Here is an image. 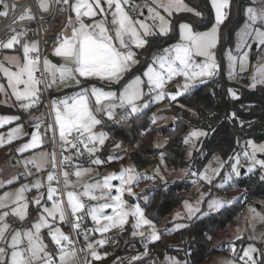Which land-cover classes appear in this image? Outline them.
<instances>
[{
  "label": "snow or ice",
  "instance_id": "obj_1",
  "mask_svg": "<svg viewBox=\"0 0 264 264\" xmlns=\"http://www.w3.org/2000/svg\"><path fill=\"white\" fill-rule=\"evenodd\" d=\"M66 5L67 8H61L60 12L68 11L69 16L67 18V24L60 32L56 39V47L54 48V55L63 58L66 62L64 65L56 66L51 64L48 59L43 60V67L41 69V57L39 55V48L37 42H24L22 44L23 57L22 61L18 57H12L9 63L13 64L15 70L5 67L0 64V72L3 73L7 79V87L11 89L12 95L16 101L23 102L21 107L25 110L34 107L39 100L38 92L40 89L38 85L45 83L46 86H50L47 81H42L36 76L37 72L47 74L50 76L51 84L57 82L63 83L67 80H76L77 84L81 81L78 77L82 78H97L99 80L107 81H119L123 75L129 70L132 64L138 63L135 59L136 53L131 49L143 47L147 41L143 38L148 35L155 34L152 26L146 24L142 20H133L127 12L124 10L122 4H127L128 0H56V3ZM156 5V9L162 8L168 16H171L173 12L180 11H193L184 4V0H152ZM213 11L215 13V25L210 31L196 33L193 32L191 27L187 24L180 25V37L182 43L177 44L171 48L163 49V55L155 57L152 63L147 67L144 72L146 78V85L150 92H155V101L165 99L167 95L165 92V85L172 82L176 77H183L184 83L179 91L170 95L168 98L175 100L177 95H182L197 80L204 77H212L215 74V70L218 69L216 63L215 53L212 51L219 43V26L227 18L224 11L228 7V0H210ZM256 4L257 0H253ZM107 6V10L104 7ZM14 7V6H13ZM4 10H0V17L7 16L8 5H3ZM39 8L42 11L49 10V0H39ZM156 9L149 7V19L154 22H159V34L165 35L170 30V21H167L164 16L160 15V12ZM99 10V12L97 11ZM110 13L111 21L107 19L93 20V22L87 23L86 19H92L98 15L106 17ZM248 23H246L244 29L238 33L240 43L238 49L243 47L250 48L251 45L247 43L251 39L259 46H264V0H258V7H249L247 9ZM200 15V13H195ZM18 19L31 20L33 17L29 14L21 15ZM109 23L111 27H109ZM137 25L139 28H137ZM114 33V35H113ZM143 33V35H141ZM24 33L12 35L7 42H0V47L4 49H13L15 45L21 44L20 36ZM35 54V55H31ZM248 53L243 52L239 57V63L241 71L245 70V62ZM196 57H202V61H197ZM230 66V75L233 74L236 58L227 54ZM70 65L74 66L71 67ZM254 83L252 87L256 86V83L264 84V67H261L257 76L253 77ZM145 81L140 77L134 78L131 82L127 83L123 90L118 94L114 92H105L103 90L92 87L90 91L84 89L75 96H71L60 101H53L52 110L55 113V126L59 130V138L63 145H67L64 151L74 149L77 156L83 155L84 152L93 155L97 151V145H104L107 137L104 133H95L94 128L100 125L102 121L97 118V113H104L108 120H113L117 115L116 109H123L126 115L121 117V120H126L129 115H134L142 107H147L146 104L138 103L142 101L144 93ZM21 85L23 86L21 88ZM4 90V86L0 85V91ZM230 95L233 99H237L234 93L230 90ZM94 100V105H93ZM105 101L109 102L105 105ZM118 101V103H116ZM13 119L8 117H0V127L5 124L12 123ZM155 123V120H153ZM37 129L39 125L36 126ZM52 126H49L51 130ZM21 128H12L7 134V142L11 143L13 140L20 137ZM200 135H206V133L192 132L191 138L198 137ZM69 137L71 139H69ZM5 143L3 135H0V146ZM42 140L38 132L33 133L31 141L21 146L17 151L23 153L25 151L34 149L41 146ZM185 143H189V138L185 139ZM81 146L83 151L81 150ZM249 146L252 148V155L249 157L250 163L258 164L261 169H264V160L256 159V152L264 153V145L255 146L249 142ZM120 147V145H116ZM46 154H42L41 161L31 160L27 163H32L37 170H41L43 167V160ZM248 156V153H245ZM71 157L66 156L64 160L60 161V166L63 167L66 162H70ZM95 164H100L101 161L96 159L92 161ZM51 165L53 168L57 167L55 154L52 156ZM253 169H248L251 172ZM207 171V170H206ZM88 172L87 169H78L73 175L78 179L84 176ZM232 172L239 177L240 172L237 169V165H232ZM63 183L65 188L69 187L71 181H69V173L62 171ZM216 175H219L217 170ZM56 179L53 173H49L47 180L49 182ZM118 179L120 186L115 189L116 195H112L111 191L113 185L111 181ZM199 179L205 181L208 184L212 183V177L202 173L199 174ZM139 177L135 174L134 169H125L119 175H109L104 178L103 182H97L92 184L83 185V192L77 194L73 191H67V205L71 211L72 217L76 221L81 219V216L77 213L85 211L86 205L79 198L80 196L86 197L88 200L93 201H114V203H100L92 206H87V215L91 217L92 221L100 227L94 229L100 233H106L110 231L112 227L122 226L127 222L129 215L136 218V228H142L148 226L154 229L152 222L145 217L144 211L139 205H135L132 208H128L126 201L122 199V195L125 191L129 194L132 193V185L138 182ZM260 180L264 181V175L260 176ZM12 181H9L11 183ZM58 182V181H57ZM34 187L39 190L41 185L37 183ZM219 187H224L223 184ZM107 189V192L103 190ZM26 188L22 187L16 191L15 197L11 199V203L15 205L10 211H3L0 213V240H6V234L9 231L10 224L8 218H18L20 221H24L28 216V203L23 193ZM99 191L100 194L95 193ZM58 192V189L49 186L47 199L52 201L50 208L43 207L42 212L47 213V216L41 215L38 222L33 224V229L25 232L16 230L11 236L10 242L7 243V247H0V264H54V261L50 258V254L47 252V246L43 243L41 238V229L49 228V235L54 244L57 245L59 252L60 264H72L76 258L75 249L70 251L66 249L63 242H68L69 237L65 235L60 229L55 228L53 224L49 223V220L55 221L57 218L61 222L66 220V211L63 203L60 200L54 199ZM11 194H6L4 197H0V209L8 208L9 205L6 201L9 200ZM201 203L203 200L200 201ZM35 204H40V198L35 199ZM223 206L220 200L208 201L209 211L219 210ZM188 208L190 215L193 213V209L189 205H185ZM111 209L112 214H107L106 210ZM195 211H200L196 208ZM253 212V218H257L259 214ZM259 219L264 221V216H260ZM102 221L108 223L102 224ZM79 223H73V230H78ZM136 234V233H134ZM140 236H144V232H139ZM150 238L152 240H158L160 237L154 230L151 232ZM26 241V243H25ZM103 246L106 241H98ZM9 249H11L9 254ZM87 249L90 250V254L93 260H100L102 257L93 248V245L89 243ZM232 252L235 253L233 247ZM257 249L255 247H249L244 250L243 255L239 257L243 264H264V253L260 254L257 259ZM175 264V262H171ZM228 264H233L229 261Z\"/></svg>",
  "mask_w": 264,
  "mask_h": 264
},
{
  "label": "trees",
  "instance_id": "obj_2",
  "mask_svg": "<svg viewBox=\"0 0 264 264\" xmlns=\"http://www.w3.org/2000/svg\"><path fill=\"white\" fill-rule=\"evenodd\" d=\"M184 1L193 11L173 13L169 16L170 30L167 34L155 33L148 36L145 39L147 43L142 48L134 50L138 63L130 67L122 79L116 83H100L104 88L119 91L130 80L142 75L151 62L153 54L159 53L164 47L177 41L180 23H188L195 31H202L211 26L213 11L210 0ZM250 4V0H230L228 16L219 26V43L215 49L218 69L209 80L190 87L170 102L162 112L160 110L156 112L159 115L163 113L170 116V122L157 127L154 125L149 127L150 118L154 112L153 107L135 115H129L126 120H121L120 124L114 119H101L102 123L99 127L107 135L122 139L132 147L128 157L138 172L146 170L154 162L159 166L163 164L175 170L186 169L187 175L184 179H169L165 175L154 176L151 184L140 194L145 195V199L141 200L138 196L137 199L146 217L155 224L165 219L181 204L185 195L189 194L192 184L190 172L198 174L213 153H218L226 166H229L232 157L240 154L241 143L248 140L255 143L264 142V85L249 89L246 86L248 83L246 77H241V83H239L230 81L225 74V54L232 50L236 32L245 20V8ZM195 13H200V15ZM230 90L238 97L237 99H233ZM32 108H36L37 111L32 113ZM0 113L16 115L20 122L29 127L34 123L47 120L42 103L37 102L34 107L24 112L16 106L4 105L1 102V93ZM29 115H34L37 119L32 121ZM124 115L126 113L120 110L116 116L121 119ZM193 130L206 133V135H202L194 143L195 146L190 153L188 149L189 144L192 143L190 141L185 143V139L190 138V132ZM48 135L47 132L46 146L49 145ZM159 137L165 138V143L161 148L155 145ZM107 151L109 150L103 146L96 155L106 162ZM188 154H190V159H187ZM88 156L80 157V162L87 164ZM156 156H159L158 160L155 159ZM261 159L264 160V153ZM242 161H244L243 158ZM261 175H264L261 168L248 173L244 171L234 186H230L231 190L235 187L243 192L240 199L214 213L183 219L182 226L177 230L160 229L158 240L149 242L146 238L130 237L129 241L121 244L120 240L125 235H119L114 252H119L121 256L143 249L147 251L145 257L129 264H151L164 259H174L177 263L184 264L202 262L218 250V248L211 247L210 237L216 236L219 232L227 233L228 224L236 220L246 206L254 205L258 209L264 207V181L260 180ZM245 194L249 195L248 199L245 198ZM127 198L130 202L135 200L133 197ZM33 213L34 208L30 206L27 221L32 219ZM65 227L68 230L66 225ZM84 227H87L85 222ZM175 237L177 241H171ZM43 238L50 246L46 233ZM233 243L238 252L247 243H253L257 249L254 255L259 259L260 254L264 253V232L258 240L247 237L235 241L228 239L221 246ZM50 249L53 252L52 247Z\"/></svg>",
  "mask_w": 264,
  "mask_h": 264
},
{
  "label": "rangeland",
  "instance_id": "obj_3",
  "mask_svg": "<svg viewBox=\"0 0 264 264\" xmlns=\"http://www.w3.org/2000/svg\"><path fill=\"white\" fill-rule=\"evenodd\" d=\"M21 1H23V0H21ZM250 1H251V4L248 5L244 11L245 20L236 32L232 50L227 51L225 54V74L230 81L239 82V83H241L240 82L241 77H246L248 79V83L246 86L249 89H254L257 85H264V84L256 83V86L252 87V84L254 83L253 77L257 76L258 71L261 67H264V46H259L256 43H254L251 39H249L247 41V43L251 45L250 48L241 46L238 49V44L240 43V38H239L238 33H240L244 29L246 23H248L247 9L249 7H258V0H257L256 4L253 3V0H250ZM102 3H103V0H102ZM184 4L188 8H190V6L185 1H184ZM210 4H211V2H210ZM37 5H39V1H37ZM229 5H230V0H228V7L224 9L227 16H228V12L226 11V9H229ZM122 6H123L124 10L127 12V14L133 20L144 21L146 24L152 26L155 33L159 34V22L158 21L154 22L152 19L148 18L149 17L148 8L152 7L154 9H156V5L153 4L152 0H128V3L122 4ZM104 7L107 10V6L104 5ZM211 7H212V5H211ZM156 10L159 11L160 15L164 16L167 21H169V16L167 15V13L164 12V10L162 8H159ZM97 11L99 12V10H97ZM132 11H135L137 15L132 16L130 14ZM212 11H213V8H212ZM180 12H187V11H180ZM173 13H179V12H173ZM85 19H86V22L90 23V24L93 22V20H99V19H107L110 22L111 21V15L109 13L106 17H101L98 15L97 17L92 18V19H87V18H85ZM215 23H216V20H215L214 11H213V22H212L211 26L205 30L195 31V30H193V28L188 23L182 22L179 24V27H178L177 41L170 46L164 47L163 49L171 48L177 44L182 43L181 37H180V25L181 24H187L191 27L193 32L201 33V32L210 31L211 28L215 25ZM109 27H111L110 23H109ZM137 28H139L138 25H137ZM13 35H15V34H13ZM113 35H114V33H113ZM141 35H143V33H141ZM148 36H150V35H148ZM148 36H145L143 38L146 39ZM10 37L11 36L6 38V42ZM133 48H135V47H133ZM135 49H140V48H135ZM163 49L160 51V52H162V54H164ZM215 49L212 50L214 53H215ZM243 52H247L248 56H247V59L245 62V70L241 71V66L239 63V57ZM228 53H231V55L236 58V63H235L234 71H233L232 75H230L229 60L227 58ZM158 56H160L159 53L153 54V56L151 57V62L149 63V65L152 63L153 59L155 57H158ZM196 60L199 62V61H202L203 58L202 57H196ZM216 63H217V61H216ZM147 67H146V69H147ZM146 69L143 71L142 75L137 76V77H140L142 80L145 81V83L143 85L145 95H144L142 101H140L138 103L146 104L147 107H142L140 109V111H138L137 113H139V112H141L147 108L153 107L154 112L152 114L153 115L152 118H153V120H155V123H153V125L155 127H157L159 125H164V124L170 122V120H171L170 116L164 115L163 113L159 115L156 112L158 110H160V112H162L163 109L165 107H167L170 102L174 101V100L169 99L168 97L172 94H175L177 91H179L181 89V87L184 83V78L183 77H176L172 82L167 83L165 85V92L167 94L165 96V99L160 100V101H155L154 97H155L156 93L150 92L148 90L147 85H146V78L143 75L144 72L146 71ZM216 71H217V69L215 70V73H216ZM2 78H4V79H2ZM210 78L211 77L201 78L200 80L195 81L193 83V86L202 84L205 81L209 80ZM132 80H130L129 82H131ZM98 81L101 84H103V83L106 84V82H108V83L109 82H111V83L117 82V81H107V80H98ZM99 83L97 85L103 87V85H101ZM0 85L4 86V90L0 91L1 102L4 105L11 106V107L16 106L17 108H19L25 112H27L30 109V108L27 110L23 109L21 107V103H23V102L16 101L15 97L12 95L11 89L7 87V79L4 77L2 72H0ZM22 87L23 86L21 85V88ZM123 88L124 87H122L119 91H115L113 89H102V88H99V89L103 90L105 92H114V93L118 94L120 91L123 90ZM173 89H175L176 91L172 92ZM179 96H181V95H177L176 99ZM104 103H105V105H107L109 102L105 101ZM116 103H118V101H116ZM120 110L125 113V111L123 109H119V108L116 109V113H118V111H120ZM97 114L100 115V113H97ZM101 114L103 116H105L104 113H101ZM0 117H16V115L12 116V115L0 114ZM105 118H106V116H105ZM96 128H97V126L94 128L95 133H97V134L104 133L102 131L97 130ZM11 129L12 128L0 129V135H3L4 140H5L4 145L0 146V197H4L6 194H11V197L9 198V200L6 201V203L9 205V207L5 208V209H0V213H2L3 211H10V209L12 207H15V205H13L11 203V199L15 197L16 191L22 187L26 188L23 195L26 198V202L29 205L28 215L30 212V206H32V208H34V213H33L32 219L28 220V221H27L28 216L24 221H20L18 218H12L11 216L8 218L10 228H9L8 233L6 234V240H0V247H5V248L7 247V243L10 242L11 236H12L14 231H16V230H19L21 232H25V231H29V230L34 231V229L32 227L33 224L38 222L41 215L47 216V213L42 212V208L43 207L50 208L52 206V201H49V200H47V202L42 201V199H41L42 197L34 194L32 192V190L34 188V185H36V182H37V174L41 173L42 171H44L45 169H47L49 167H52L51 160H52L53 152L51 150H49V148L47 146L36 147L34 149L25 151L23 153L18 152L17 150L19 148H21L22 145L29 143L30 139L27 138L28 135H26V137H24V138L19 137L18 139L13 140L11 143H8L7 142V134ZM192 132H200V131H198V130L194 131L193 130L190 132V134ZM51 133H52V131L49 134H51ZM200 133H202V132H200ZM201 136L202 135L193 138L194 142H191L192 144H189L188 151L190 153L195 146L194 143ZM106 137H107V139H106V141H107L108 136L106 135ZM189 137H191V136H189ZM58 139L60 140V138H58ZM106 141H105V143H106ZM249 142H251L252 145H255V146L264 145V142L255 143L252 140H248L246 142L241 143L240 154H235L232 157L231 162L229 163V166H226V164L223 162V160L221 159V157L219 156L218 153H213L211 155V158L204 164L202 169L197 174V178H199V174H202V173L212 177V183L208 184L205 181L199 179L203 183L204 189L200 190L198 195H196V196H191L190 194L185 195V197L181 201V204L177 208H175L173 211H171L170 214L167 217H165V219L161 220L158 224H155L151 221L152 224L154 225V229L150 228L148 226H144V227L139 228V229L134 227L136 225V218L129 215L127 217V222L125 224H123L122 226L112 227L110 229V231H108L106 233H100L98 231H94V229H96L100 226L96 225L92 221L91 217L87 215V206H92V205L105 203V202L114 203V201H104V200L93 201V200H88L86 197L80 196L79 198L86 205V209H85V211H83L81 213H77V215L81 216L80 220L85 222L87 224V227H84V228L79 227L78 230H74L75 233L78 235L81 231L88 229L90 231V237H89V239H87L85 241L86 248H87V245L89 243H91L93 245V248L96 250V252L102 258H104V257H107L108 255H110L111 253H113L114 249H104V247L106 246V243L103 246H101L97 242L101 241V240L105 241L106 235L110 232H116L118 235H121V234L125 235L120 240L121 244H125L126 241H129L130 237H136L137 239L146 238L149 242H152V241H155V240H152L150 238L151 232L153 230L155 232H157V234H159L160 229H167L168 231H174V230L179 229L182 226V220L183 219L184 220L192 219L196 216L201 217V216L207 215L209 213L216 212L217 210H213L211 212L209 211L208 201H210V200H220L223 204V206L219 209V210H221L222 208H224V206L230 205L233 202H235L236 200L240 199L241 195L243 194V192L240 189H237L235 187L233 188V190L230 189V186L231 185L234 186L236 180L240 177V176L237 177L232 172V165L236 164L239 172L243 169L247 173L249 172L248 169L250 167L253 170L256 168H260V166L258 164L250 163L249 157L252 155V148L249 146ZM105 143H104V145H105ZM164 143H165V138L159 137L156 140L155 145L157 148H161L164 145ZM102 146L97 148V151L93 155H89V153H88V155H89L88 156L89 157V163L88 164H82L80 162V156H77L75 151L67 154V156L71 157L70 161H76L74 163V172L78 169H87L88 172L79 179L75 176H73V179H71V180L69 179V181H71V184L67 188H65L64 183H63L66 203H67V196H66L67 191H73L77 194H80L83 192V185L97 183V182L102 183L105 177H107L109 175H113V174L119 175L125 169L131 168V169L135 170V174L138 175L139 180H138V182H136L132 185V193L129 194L127 191H125L122 195V199L124 201H126L128 208H132L135 205H139L141 207V209L143 210V208L140 205V202L137 198H138V196H140L139 199H141V200L145 199V195H140V194L143 193L145 191V189L151 184V181H152L154 176L165 175L169 179H175V178L184 179L185 176L187 175L186 169L175 170L173 168L164 166L163 164H161L159 166L156 162H154L152 165H150L146 170H144L142 172H138L136 170L134 164L132 163V161L128 157L129 153L128 154H124V153L115 154V153L107 151L108 152V158L106 159L107 161L104 162L101 158H99L96 155V153L99 152V150L102 148ZM246 152L248 153V156H245ZM42 154H46V156L44 157V160L42 161L43 167L41 170L38 171L37 168L32 163L26 164L27 161H31L34 159L37 161H41ZM255 155H256V159L262 160L261 159V156L263 155L262 152H256ZM240 156H241V158L244 159V161L240 160ZM96 159L100 160L101 163L95 164L92 162L93 160H96ZM187 159H190V154H188ZM62 160H64V157ZM217 170L219 171V175H216ZM261 170H262V173L264 174V169H261ZM9 181H12V182L9 183ZM111 184L113 185L111 194L116 195L117 193L115 192V189L120 186V181L118 179H116V180L111 181ZM221 184H223L224 187H219V185H221ZM103 191L107 192L108 190L104 189ZM95 194L99 195L100 192L97 191ZM46 197H47V195H46ZM127 197H133L135 200L133 202H130L129 200H127L128 199ZM37 198H40V204L39 205L34 203L35 199H37ZM201 200H203L202 203L200 202ZM186 204L189 205L193 209V213L191 215L189 213L188 208L185 207ZM196 208H199L200 211H198V212L195 211ZM253 209L255 210V213L259 214V216L257 218H253L254 214L251 211ZM67 210H68V215L70 216L71 223L72 224L78 223V221H76L75 218L72 217L71 211L68 208V205H67ZM106 213L112 214L111 209L110 208L107 209ZM260 216H264V207L258 209L254 205L246 206L244 208V210L242 211V213L240 214V216H238L236 220H234L228 224L227 230L229 233L227 232V233L223 234L222 232H219L216 236L209 238V242L211 244V247L217 249L222 245L223 242L228 241V239L229 240L234 239V241L236 239H240V238H244V237L251 238L252 240L260 239L261 236L263 235V232H264V226H263L264 221H261L259 219ZM66 217H67V215H66ZM145 217H146V215H145ZM66 220H67V218H66ZM65 221L61 222L59 220V218H57L55 221L49 220V223L53 224L55 228L60 229L61 232H63L65 235H67L69 237V241L67 242L69 244L71 242V240H70L69 232L65 227ZM101 223L106 224L108 222L102 221ZM49 231H50L49 228H42L41 229V238L43 240V243L47 246V252L50 254V258L54 261V264H60L59 259H58L59 252L57 250V245L52 242L50 235H49ZM140 231L144 232V236L139 235ZM126 232H127V234H126ZM45 233H46L48 239L50 240L51 246H48L47 242L43 238ZM134 233H136V234H134ZM226 234H228V235H226ZM171 241L176 242L177 237L173 238ZM25 243H26V241H25ZM229 243H230V241H229ZM226 246H229L231 248H233V247L235 248L234 243L232 245H226ZM51 247L54 249L53 252L57 251L56 254H53V252L50 249ZM249 247H255V245L253 243H247L245 246H243L241 251L239 252V256H238V259L236 261H233L232 259H230L229 257H227L224 254L216 252V253L211 254V256L209 258L203 260L202 262H200L198 264H228L229 261H232L233 264H243V261H241L239 259V257H241L243 255L244 250L248 249ZM8 251L10 254L11 249H9ZM146 255H147V251L145 249H143L139 252H135V253L122 254L121 256H118L117 259L114 260L111 264H129L130 262L136 261L142 257H145ZM92 261H93V259H92L91 254H90V250L87 249V255L85 257V264H91ZM169 261H170V263L173 261L176 263V261L174 259H171ZM72 264H79V262L75 258V260L72 262Z\"/></svg>",
  "mask_w": 264,
  "mask_h": 264
},
{
  "label": "built area",
  "instance_id": "obj_4",
  "mask_svg": "<svg viewBox=\"0 0 264 264\" xmlns=\"http://www.w3.org/2000/svg\"><path fill=\"white\" fill-rule=\"evenodd\" d=\"M37 1L39 0H0V10H4L3 5H8V14L7 16L0 17V37L7 33L9 30L19 27L21 28V33H24L22 37L28 41H35L38 43L39 55L41 57V69L43 67V60L48 59L49 55H51L53 47L56 45V39L59 36L60 32L63 30L64 26L67 24V18L69 16L68 11L60 12L61 8H67L66 5L61 3H56V0H49V10L42 11L37 5ZM14 6V7H13ZM228 12V9H226ZM29 14L33 17V19L28 20H20L18 19L21 15ZM132 16H136V12L132 11L130 13ZM160 55H163L162 52H159ZM35 55V54H31ZM36 76L40 78L42 81H47L50 86H46L45 83H41L38 85L40 91L38 92L39 100L38 103H42L45 109L46 118L45 122H39V128L35 127L36 132H38L41 136V139L46 141L47 137V128L51 125L52 133L48 135V142L52 148L53 154H55V159L57 162V167H49L37 174V183L41 185L39 190L35 187L32 192L36 195L44 197L47 195L48 188L51 186L52 188L58 189V192L54 199L60 200L66 211L67 220L65 221V225L68 228V232L70 235L71 242L68 244L67 242H63L65 244L67 250L75 249L76 258L79 264H85V257L87 255V248L85 245V241L90 237V231L84 230L81 231L78 235L72 228V223L70 220V216L68 215L67 203L65 198V192L63 188V175L62 171H67L69 173L68 179H73L74 173V163L76 161L66 162L63 167L60 166V161H62L63 157H66L68 153L75 151L74 149H70L68 151H64V148H67V145H63L62 142L58 139L56 133L54 132V121L52 118V103L53 101H60L59 95L54 93V88L57 87L61 82H59V78L57 77V82L51 84V77L47 76V74H42V72H37ZM37 111L36 108H32V113ZM114 121H117L119 124L121 123V119L119 117H115ZM36 125V126H37ZM153 125V118H150L149 127ZM108 140L106 141L105 146L107 150L112 153H124L128 154L132 147L127 144L124 140L113 137L111 135H107ZM69 139H71L69 137ZM190 142H194L193 138H189ZM116 145H120V147H116ZM102 146V147H103ZM100 146L97 145V148ZM81 150L83 148L81 146ZM88 153L84 152L80 157L87 156ZM156 160L159 159V156L155 157ZM242 160V158H240ZM49 173H53L56 177L53 181L49 182L47 180V176ZM192 184L189 190V194L191 196L198 195L200 190L204 189L203 183L197 178V174L193 171L190 172ZM58 181V182H57ZM245 198L248 199L249 195L245 194ZM86 201V200H85ZM80 228H84V222L82 220L78 221ZM119 235L116 232H110L106 235V249H114L118 242ZM232 248L229 246H221L218 248L217 252L226 255L233 261H236L239 256V252L235 249V253L232 252ZM208 254V252H207ZM151 264H171L168 259H164L161 261H154ZM175 264H184V263H175Z\"/></svg>",
  "mask_w": 264,
  "mask_h": 264
},
{
  "label": "crops",
  "instance_id": "obj_5",
  "mask_svg": "<svg viewBox=\"0 0 264 264\" xmlns=\"http://www.w3.org/2000/svg\"><path fill=\"white\" fill-rule=\"evenodd\" d=\"M10 33L12 35L13 34H15V35L16 34H19V33H21V28L16 27V28H13V29L9 30L7 33H5L4 35H2L0 37V42H6V38L9 37V36H12ZM19 38L21 39V44L20 45H15L13 47V49H4V48L0 47V63L3 64L5 67L11 68L13 71L15 70V68H14L13 64L9 63L10 59L12 57H18L22 61V57H23L22 44L24 42H28V43L35 42V41L25 40L22 36H20ZM55 47H56V45L53 47L52 52H51V55L55 59H57L58 62L55 63V62L50 61L49 59H48V61L51 64L56 65V66L64 65L66 63L64 61V59L63 58H60V57H57V56L54 55V48ZM131 50L134 51L135 48H133ZM70 66L71 67H74L72 65H70ZM132 66H134V64H132L131 67ZM2 79H4V78H2ZM78 79L81 81L79 84H77L76 80H67V81H65L63 83H60L57 87L54 88V90H53L54 93H58L59 94V97H60V100H62V99H65V98H68V97H71V96H75V95H77L79 92H81L84 89H88L90 91V89L92 87H95L97 89H99V88H102V89H111V88H104L102 86L97 85L99 83V81H98L99 79H97V78H82V77H78ZM92 103L94 105V100H93ZM0 114H4V113H0ZM5 115H12V116H14L13 114H5ZM96 115H97V118L100 119V120L101 119H107L101 113H100V115H98V114H96ZM16 117H8V118H16ZM29 118L32 121H35L37 119V117L34 116V115H29ZM52 118H53L54 125H55V113L53 111H52ZM36 125H37V123H34V124H32L31 127H29L26 124L20 122L19 119H13L12 123L5 124L3 127H0V129L20 127L21 128L20 137H23L24 138V137H26V135H28L27 138H29L31 140L32 134L33 133H36V129H35ZM54 127H55L54 128V132L56 133L57 137L59 138V130H58V128H56V126H54ZM30 129H31V131H29ZM96 129L99 130V131L104 132L107 135V133L104 130H102L99 127V125H97V128ZM47 132L50 133L51 130H49V128H47ZM30 140H29V142H30ZM44 146H46V144H45L44 140H42L41 147H44ZM47 147L49 148V150L52 151V148H51L50 144ZM82 164H84V163H82ZM41 199L44 202H47V200H48L46 196H45V198L42 197ZM104 249H105V247H104ZM56 252L57 251H54L53 254H56Z\"/></svg>",
  "mask_w": 264,
  "mask_h": 264
},
{
  "label": "water",
  "instance_id": "obj_6",
  "mask_svg": "<svg viewBox=\"0 0 264 264\" xmlns=\"http://www.w3.org/2000/svg\"><path fill=\"white\" fill-rule=\"evenodd\" d=\"M48 59L52 62H55V63L58 62L57 59H55L52 55H49ZM175 91H176L175 89L172 90V92H175ZM29 131H31V129ZM243 172H244V170L242 169L240 171V174H243ZM118 256H119V252H113L110 255H108L107 257H104L100 260H93L91 262V264H111L114 260L117 259Z\"/></svg>",
  "mask_w": 264,
  "mask_h": 264
}]
</instances>
